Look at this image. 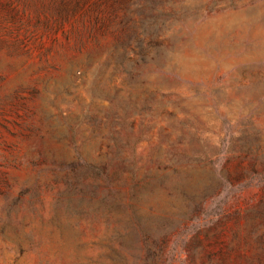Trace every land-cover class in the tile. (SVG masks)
Masks as SVG:
<instances>
[{
	"label": "rangeland",
	"instance_id": "374dc122",
	"mask_svg": "<svg viewBox=\"0 0 264 264\" xmlns=\"http://www.w3.org/2000/svg\"><path fill=\"white\" fill-rule=\"evenodd\" d=\"M0 264H264V0H0Z\"/></svg>",
	"mask_w": 264,
	"mask_h": 264
}]
</instances>
